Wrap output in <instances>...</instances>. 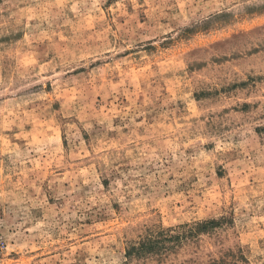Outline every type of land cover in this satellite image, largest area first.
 Masks as SVG:
<instances>
[{
  "label": "rangeland",
  "instance_id": "rangeland-1",
  "mask_svg": "<svg viewBox=\"0 0 264 264\" xmlns=\"http://www.w3.org/2000/svg\"><path fill=\"white\" fill-rule=\"evenodd\" d=\"M0 264H264V0H0Z\"/></svg>",
  "mask_w": 264,
  "mask_h": 264
},
{
  "label": "trees",
  "instance_id": "trees-1",
  "mask_svg": "<svg viewBox=\"0 0 264 264\" xmlns=\"http://www.w3.org/2000/svg\"><path fill=\"white\" fill-rule=\"evenodd\" d=\"M205 222H200L198 225H204ZM144 248V243H140L139 244V249H143Z\"/></svg>",
  "mask_w": 264,
  "mask_h": 264
}]
</instances>
